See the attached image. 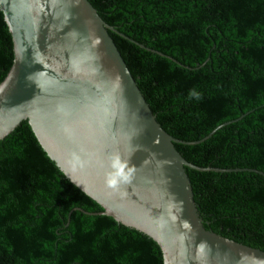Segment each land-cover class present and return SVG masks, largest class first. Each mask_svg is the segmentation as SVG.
I'll return each mask as SVG.
<instances>
[{
	"label": "trees",
	"instance_id": "obj_1",
	"mask_svg": "<svg viewBox=\"0 0 264 264\" xmlns=\"http://www.w3.org/2000/svg\"><path fill=\"white\" fill-rule=\"evenodd\" d=\"M159 127L193 146L190 165L264 174V0H87ZM11 42L0 17V81ZM207 61V62H206ZM214 233L264 249V180L184 171ZM46 157L26 122L0 141V264H162L155 244L112 219Z\"/></svg>",
	"mask_w": 264,
	"mask_h": 264
},
{
	"label": "water",
	"instance_id": "obj_2",
	"mask_svg": "<svg viewBox=\"0 0 264 264\" xmlns=\"http://www.w3.org/2000/svg\"><path fill=\"white\" fill-rule=\"evenodd\" d=\"M11 42L0 81V141L26 122L35 141L73 187L100 211L156 245L162 264H264V249L220 236L200 218L185 170L252 176L257 170L198 168L156 123L115 45V32L184 71L170 58L104 23L87 0H0ZM207 62V61H206ZM113 186L109 179L117 171ZM126 177L127 179H124Z\"/></svg>",
	"mask_w": 264,
	"mask_h": 264
},
{
	"label": "clouds",
	"instance_id": "obj_3",
	"mask_svg": "<svg viewBox=\"0 0 264 264\" xmlns=\"http://www.w3.org/2000/svg\"><path fill=\"white\" fill-rule=\"evenodd\" d=\"M121 176H122V173H121V171L118 170V171L115 173V175L109 179L108 183H109L110 185H113V186H114V185L117 183V177H121ZM123 178H124V179H127L126 177H123Z\"/></svg>",
	"mask_w": 264,
	"mask_h": 264
}]
</instances>
